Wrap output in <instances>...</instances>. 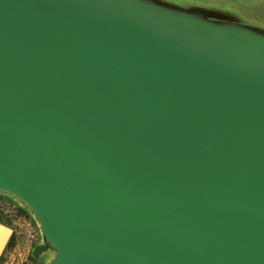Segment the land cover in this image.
<instances>
[{
  "label": "water",
  "instance_id": "obj_1",
  "mask_svg": "<svg viewBox=\"0 0 264 264\" xmlns=\"http://www.w3.org/2000/svg\"><path fill=\"white\" fill-rule=\"evenodd\" d=\"M0 194L45 264H264V23L0 0Z\"/></svg>",
  "mask_w": 264,
  "mask_h": 264
},
{
  "label": "rangeland",
  "instance_id": "obj_2",
  "mask_svg": "<svg viewBox=\"0 0 264 264\" xmlns=\"http://www.w3.org/2000/svg\"><path fill=\"white\" fill-rule=\"evenodd\" d=\"M197 2L218 7H225L230 2L235 4V9L248 20L264 23V0H197ZM3 203L7 212H14L17 215L15 220L17 244L0 259V264H45V259L32 260L33 248L41 242L40 230L33 217L18 215L15 212L18 205L10 199L5 198Z\"/></svg>",
  "mask_w": 264,
  "mask_h": 264
},
{
  "label": "trees",
  "instance_id": "obj_3",
  "mask_svg": "<svg viewBox=\"0 0 264 264\" xmlns=\"http://www.w3.org/2000/svg\"><path fill=\"white\" fill-rule=\"evenodd\" d=\"M5 198L6 199H10L15 204H17L10 197H7V196H4V195L0 194V222L4 223V224H6V225H8V226H10V227H12L14 229V235L12 236V239L10 240V242L8 244L6 252L2 256H0V259L3 258L8 251L13 250L16 247V244H17V235H16V231H15V220H16L17 215L14 214V212H12V213L11 212H7V210L5 209L4 203H3ZM17 205H18V209L15 212L18 215L23 214V215H26V216H31V214L28 212L27 209L22 208L19 204H17ZM32 260L35 261V259L33 258V255H32Z\"/></svg>",
  "mask_w": 264,
  "mask_h": 264
},
{
  "label": "crops",
  "instance_id": "obj_4",
  "mask_svg": "<svg viewBox=\"0 0 264 264\" xmlns=\"http://www.w3.org/2000/svg\"><path fill=\"white\" fill-rule=\"evenodd\" d=\"M13 235L14 229L0 222V256L6 252L8 244Z\"/></svg>",
  "mask_w": 264,
  "mask_h": 264
},
{
  "label": "snow or ice",
  "instance_id": "obj_5",
  "mask_svg": "<svg viewBox=\"0 0 264 264\" xmlns=\"http://www.w3.org/2000/svg\"><path fill=\"white\" fill-rule=\"evenodd\" d=\"M165 3L180 8L197 9L203 7V5L198 3L197 0H165Z\"/></svg>",
  "mask_w": 264,
  "mask_h": 264
}]
</instances>
